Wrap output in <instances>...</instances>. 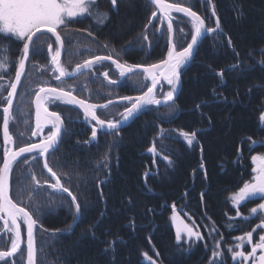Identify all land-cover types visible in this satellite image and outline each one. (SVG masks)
<instances>
[{
    "label": "trees",
    "instance_id": "obj_1",
    "mask_svg": "<svg viewBox=\"0 0 264 264\" xmlns=\"http://www.w3.org/2000/svg\"><path fill=\"white\" fill-rule=\"evenodd\" d=\"M166 2L191 8L205 20L207 27H215L211 2L222 30L221 35L206 37L192 62L182 68L181 90L173 108L148 107L133 123L120 130L118 136L99 133L91 141L92 129L76 109L60 100L49 101V109L63 117L67 131L58 151L48 154V164L77 197L81 218L74 222V206L67 193H57L47 187L46 181L55 183V180L43 168L44 160L39 154L26 156L13 165L10 195L37 221L36 264H150L145 253L155 264H211L216 243L223 252L216 259L233 264L227 246L249 231L256 238L261 232L258 227L261 220L248 218L250 209L258 207L259 200L241 204L237 216V207L230 197L252 180V157L264 155V123L259 120L264 109V69L256 66L258 61H264V55L259 54L264 50V0ZM97 4L101 12L110 16L104 24L98 26L92 18L76 17L67 28L57 29L65 47L61 65L68 71L97 55L143 67L166 59L170 31L158 13L155 19L151 18L156 9L148 0H117L115 7L111 0H97ZM172 18L175 49L181 51L193 34L190 19L177 14ZM144 36L148 39L144 40ZM38 38L42 42L35 55L31 48L9 119L8 131L15 150L40 142L39 135H31L35 129L33 103L40 87L62 86L77 98L97 105H108L112 100L113 104L97 115L101 119L120 121L119 113L126 105L130 106L129 101L121 98L141 95L150 86L142 73L122 80L119 70L106 62L62 83L55 78L52 53L47 51L49 43L53 51L59 49L58 43L49 35ZM36 42L37 39L34 45ZM5 56L7 70L0 73L3 86L0 90V161L4 151L5 97L23 56V41L0 40V60ZM237 63L238 69H232ZM220 70H224L223 85L221 77L216 75ZM104 72L108 73L107 78ZM214 88L227 97V102L201 105L197 110L195 105L202 99L212 101ZM170 89L171 85L163 84L157 98L163 99ZM50 130L44 131V136ZM181 131H195L197 140L188 145ZM153 143L155 153L149 151ZM32 156L37 158L32 160ZM26 158L29 163H23ZM32 174L43 187L36 188ZM100 213H104L102 222L91 228ZM174 213L197 225L203 239L189 243L178 241L171 222ZM19 221L26 236L27 225ZM3 230L0 220V233ZM90 232H95V238ZM14 238L13 233L6 231L0 237V250H10ZM110 241H115L114 252L109 250L105 254L103 250ZM11 260L26 264V248Z\"/></svg>",
    "mask_w": 264,
    "mask_h": 264
},
{
    "label": "snow or ice",
    "instance_id": "obj_2",
    "mask_svg": "<svg viewBox=\"0 0 264 264\" xmlns=\"http://www.w3.org/2000/svg\"><path fill=\"white\" fill-rule=\"evenodd\" d=\"M117 0H111V4L115 7ZM149 3L154 5L156 11H153L151 18L155 19L157 16V11L162 15L164 19L167 20V29L172 31V12L184 13L186 16L190 17L191 31L192 35L190 37V43L186 45L181 51L175 49L173 45L172 50L168 51L167 59L163 60L161 63L152 64L147 67L139 65H129L126 63H121L118 60L112 59L111 56H100L97 55L94 59L85 60L83 63L75 66L73 71H68L65 67L61 65L60 56L61 49L64 46V40L61 38L60 33L57 29L62 26L67 28L71 23L73 18L76 17H88L92 18L95 23L99 26L104 24L110 19V16L107 12H101L97 4V0H0V40H6L9 42L13 41H23V56L18 61V70L15 73L14 82H10L8 87L10 91L7 93L5 99L7 100V106L3 109V130H4V139L6 144H13L14 141L8 133V124L9 119L12 115V103L16 95L17 86L20 84L21 76L24 74L25 63L28 60V55L30 47L33 48V55L36 54V50L39 48L40 43L42 42L40 38H37V42L34 45L33 37L42 31H47L52 33L55 36V42L59 44V49L53 51L52 44L49 43L47 46V51L52 53L51 64L54 66L53 71L57 72L58 75L55 77L58 81L63 83V78L72 77L77 73H80L83 69H90L91 66L103 60H111L115 64L116 68L119 70V75L121 77L125 76L127 73L136 72L137 68L142 67V74L144 79H151V86L147 88L143 94L131 97L125 96L122 97V100L129 101L130 106L126 105L125 110L120 112L121 117L120 121L117 120H105L101 119L97 113V108H107L105 105H97L86 102L84 99H78L77 96L72 94V91L65 90L64 87H40L39 91L35 94V121H36V130L31 133L32 136L42 135V129L51 124L54 131L50 130V133L40 142H33L26 146H21L18 150H13L12 148H5L3 151V159L0 161L2 167H0V220L3 221V228L8 233L14 234V239L11 241V248L7 251H0V261L6 260V258L13 257L19 250L21 244V225L18 223L19 220L27 225V264H36V248L33 236L34 226L37 224V221L33 219L32 214L25 209V207L20 206L17 202H14L12 196L10 195V178L13 171V165L16 160L23 156L25 153H35L38 152L41 157H44L43 168L51 174V177L54 178L55 183H48L47 187L53 189L57 193H67V196L70 198L71 204L74 206V222H77L81 216V205L77 202V197L69 190L68 187H65L61 183L60 177L52 167L49 166L47 156L50 150L53 151V155L58 151V143L61 136V129L63 126V120L60 115L55 111H49L47 107L44 106L43 101L45 100H60L66 104H74L83 109L84 118L91 121H95V125L91 130V139L95 140L97 137V126L101 130H105L106 133L110 132L113 135H119L120 129L123 127V122L129 121L130 118H133L135 114L139 113L144 107L148 105H168L169 108L174 107L173 97L174 93L177 91L178 86L180 85V69L185 65H189L194 59V49L198 51V41L202 42V38L205 37L207 33L216 32L217 35L222 34L220 30V21L216 17L215 27L205 26V20L198 15L195 11H192L189 7H182L177 3H167L166 0H149ZM213 16H215V7L213 5ZM183 32V29H181ZM90 36L91 32L88 33ZM144 40H147L148 37L144 36ZM228 43L231 45V38H228ZM107 46V45H105ZM6 51V50H5ZM235 55L239 53L235 52ZM260 55H264V50H261ZM7 57L0 60V73H3L7 70ZM258 67L264 69V61H258ZM239 64H233L232 69H238ZM104 77H108V73H103ZM221 77V85L224 84V70H220L216 73ZM160 79L166 80L171 89L164 95L163 100L157 99L155 89L157 83ZM109 83H116L115 80H109ZM3 89V86L0 85V90ZM251 91V89H249ZM212 101L202 99L200 103L195 105V108L199 110L201 105L207 106L209 103L216 102H227V97H224L222 93L218 92L215 88L212 89ZM113 103L112 100L108 101V104ZM201 115H205L201 112ZM209 123H211V118L208 117ZM259 120L264 123V109H262L259 116ZM67 131V130H65ZM180 135L184 138L188 145H192L194 141L197 140V133L195 131L187 132L181 131ZM251 140V138H249ZM88 143L89 141H85ZM255 144V141L252 142ZM150 152L155 153L156 147L153 143L152 147L149 148ZM203 148L201 147V152ZM37 157L32 156L31 159L35 160ZM164 159H168L167 156ZM252 161L255 164L253 171L255 175L252 177L251 182L244 183L243 186L234 193L230 199L232 203L237 207V216L240 215L238 207L242 202L247 200H264V155H256L252 157ZM23 163H29L26 158ZM171 163V161H169ZM201 168L204 167L203 163L200 165ZM205 178L207 177V172H204ZM36 188L43 187L41 182L36 178L34 174L31 175ZM102 195V192H101ZM203 197V193H201ZM131 203V200H129ZM173 210L175 205H172ZM149 211H151L149 209ZM264 213V203H260L258 207H252L250 213L252 216L250 218H257L261 220V224L258 225L262 230H264V216L256 215L257 213ZM104 213H100V217L97 221L91 226V228H96L102 222ZM174 221H178V216H173ZM182 224V221L180 222ZM183 230L187 233V237L191 240L195 237L197 240L203 239L200 233L195 232L193 228L189 227L187 224H183ZM90 234L95 238V232H90ZM176 239L179 241L181 239V228H177ZM239 241L235 245V248L243 249L244 244L247 243L251 245V250L247 254L245 251H233L231 248L228 249L232 252V259L235 260L237 257L241 258L242 262L248 260H254L255 264H264V234H258V242L253 243V233L249 231L245 235L236 237ZM115 241L108 242V248H105L103 251L105 254H108L109 250L114 252L113 245ZM261 254L257 257V252ZM145 257L150 261V264H155L154 260H151L150 257H147V254H144ZM158 255V253H157ZM223 252L219 250V244L215 246V249L212 252L211 264H223L222 260H217V257H222ZM19 259H23V253ZM7 264H17L16 260H8Z\"/></svg>",
    "mask_w": 264,
    "mask_h": 264
},
{
    "label": "water",
    "instance_id": "obj_3",
    "mask_svg": "<svg viewBox=\"0 0 264 264\" xmlns=\"http://www.w3.org/2000/svg\"><path fill=\"white\" fill-rule=\"evenodd\" d=\"M208 1H210V0H208ZM148 2H149V0H148ZM210 5H211V11H213V7H212V3H211V2H210ZM153 6H154V5H153ZM154 7H155V6H154ZM182 7H183V6H182ZM155 9H156V8H155ZM157 13L162 17V15H161L158 11H157ZM173 14L182 15V16H184V17L190 19V17L186 16L184 13L172 12V13H171V16H172ZM214 17L216 18V16H214ZM162 18H163V17H162ZM163 19H164V18H163ZM165 21L167 22L166 19H165ZM205 26H206V28H207V24H206V23H205ZM215 33H216V32L207 33V34L205 35V37L202 38V42H203V40H204L206 37H209V36H211V35H213V34H215ZM45 34H47V35L52 36V37L55 38V36H54L52 33H48L47 31H42V32H40V33H37V35H36L35 37H33V42H34V41H35L40 35H45ZM173 35H174V29H173V27H172V31H170V46H171V47H173V45H174V44H173V40H174ZM202 42H201V41H198V48H199V46L201 45ZM30 50H31V47H30ZM64 51H65V47L63 46V49H61L60 62H62V58H63V55H64ZM196 53H197V51L194 49V58H195ZM29 56H30V51H29V55H28V60H29ZM166 59H167V57H166ZM28 60H27L26 63H25L24 74H25L26 69H27ZM103 61L111 62V63H112L111 60H103ZM99 62H101V61H98V62L94 63L93 65H95V64H97V63H99ZM93 65H92V66H93ZM114 65H115V64H114ZM92 66H91V67H92ZM185 66H186V65H185ZM185 66H183V67H185ZM53 67H54V66H53ZM183 67H181V69H182ZM181 69H180V85L178 86L177 91H176L175 94H174L173 102H175V100H176V98H177V96H178V94H179V92H180V90H181V84H182V82H181ZM88 70H89V69H83L80 73H77L76 75H74V76H72V77H65V78H63V81H71V80H74V79L78 78L81 74H83L84 72H86V71H88ZM55 73L58 75L57 72H55ZM137 73H142V67L137 68V69H136V72H134V73H127V74H126L125 76H123L122 78L125 79L126 77H128V76H130V75L137 74ZM24 74L21 76L20 84L17 86L16 95H15V97H14V99H13V103H12L11 113H12V111H13V109H14L15 102H16V99H17V96H18V92H19V89H20L21 83H22V81H23V76H24ZM148 81H149L150 83H152L150 78L148 79ZM162 84H168V83H167L166 80L160 79L159 82L157 83V86H156V89H155V93H154L155 95L157 94V92H158V90L160 89V87L162 86ZM10 90H11V89H10ZM78 99H79V98H78ZM34 101H35V99H34ZM173 102H170V103H173ZM43 103H44V101H43ZM68 105L71 106V107H73V108L76 109L77 111H79V112L84 116V112H83V109H82V108H80L79 106L74 105V104H68ZM33 106H34V121H35V112H36L35 102L33 103ZM44 106H45V103H44ZM149 106H151V105H148V106L144 107L139 113L135 114V116H134L133 118H130L129 121H127V122H123V127H122L120 130H122L123 128L129 126L131 123H133V122L135 121V119L139 116V114H140L145 108H147V107H149ZM156 106H166V105H165V104H161V105H156ZM45 107H46V106H45ZM47 108H48V107H47ZM97 109H99V108H97ZM97 109H96V110H97ZM48 110H49V109H48ZM49 111H50V110H49ZM60 117H61V116H60ZM61 119H62V117H61ZM62 120H63V119H62ZM85 120L89 121L92 125H95V121H91L90 118H89V119H85ZM63 122H64V120H63ZM51 126H52L51 124L46 125V126L42 129V131H45L46 129L50 128ZM2 129H3V128H2ZM35 130H36V121H35V129H34V131H35ZM64 131H65V122L63 123L62 129H61V136H60L59 143H58L57 147H59L60 144H61V141H62V137H63ZM97 131H98V132H101V133H106L105 130H101L98 126H97ZM8 133H9V131H8ZM107 133L109 134L110 132H107ZM9 135H10V134H9ZM3 138H4V130H3ZM91 141H93V140L91 139ZM8 147H10V148H12L13 150H15L14 147H13V144H11V145L6 144V143H5V139H4V149H5V148H8ZM50 152H52V150H50L49 153H50ZM49 153H48V154H49ZM34 154H39V153H38V152H35V153H25L23 156L19 157V158L16 160V162H17L18 160H20V159L26 157V156H30V155H34ZM42 158H43V160H44V157H42ZM16 162H15V163H16ZM15 163H14V164H15ZM18 223H20V222L18 221ZM20 225H21V224H20ZM5 232H6V230L4 229V230L0 233V237H2V236L5 234ZM36 235H37V224L34 226V229H33V236H34V242H35V244H36ZM24 245H25V248H26V264H27V235H26V238L24 239V237H23V233H22V228H21V244H20V248H19L18 252H17L13 257L6 258V260L14 259V257L17 256V255L21 252V250H22V248L24 247ZM6 260H4V261H6Z\"/></svg>",
    "mask_w": 264,
    "mask_h": 264
},
{
    "label": "rangeland",
    "instance_id": "obj_4",
    "mask_svg": "<svg viewBox=\"0 0 264 264\" xmlns=\"http://www.w3.org/2000/svg\"><path fill=\"white\" fill-rule=\"evenodd\" d=\"M211 13H212V11H211ZM213 15V14H212ZM45 35H47V34H45ZM40 36H43V35H40ZM170 42V41H169ZM173 44H174V40H173ZM32 48V47H31ZM170 50H172V47L170 46V48H169V51ZM30 53H31V50H30ZM30 57V56H29ZM158 99V98H157ZM47 102L48 101H45V104L47 105ZM151 107V106H150ZM155 107H163V106H156L155 105ZM254 168H255V164H254ZM254 175H255V172H254ZM251 182V181H250ZM259 200V199H258ZM248 201V200H247ZM247 201H245V202H242L241 204H243V203H246ZM259 202L260 203H264V200H259ZM240 204V205H241ZM234 205V204H233ZM239 205V206H240ZM234 207H236L235 205H234ZM259 216H264V213H257ZM256 214V215H257ZM178 216V218H179V220L178 221H174L173 219H172V217L173 216ZM251 216H252V214H251ZM172 217H171V222H172V225H173V227H174V229H175V231H176V235H177V228L178 227H180L181 228V241H186L187 243H189V242H197L198 240L195 238V237H193L191 240H189L188 239V237H187V233L183 230V224H187L189 227H191V228H193V230L195 231V232H198V233H200L201 234V231L200 230H198V226L197 225H195L194 223L193 224H191V223H189L187 220H185V219H183V217L182 216H180V215H178V214H176V213H174L173 215H172ZM182 221V224L180 223ZM259 231H261L259 234H264V230H262L260 227H259ZM253 233V232H252ZM24 239H25V236H24ZM256 242H258V236H257V238H256V236H255V233H253V243H256ZM239 243V241L237 240V239H235L234 240V242H233V244L232 245H230V246H227L228 247V249H232L233 251H240V250H243V251H245V253L247 254L248 252H250V250H251V245H248L247 243H245L244 244V247H243V249H239V248H235V245L236 244H238ZM218 243H216V245H217ZM215 245V246H216ZM219 248H220V246H219ZM228 251V253H229V256L231 257V261L233 262V264H255V261L254 260H248V261H245V262H242L241 261V258H239V257H237L235 260H233L232 259V252H230L229 250H227ZM261 253L258 251L257 252V257L260 255Z\"/></svg>",
    "mask_w": 264,
    "mask_h": 264
},
{
    "label": "flooded vegetation",
    "instance_id": "obj_5",
    "mask_svg": "<svg viewBox=\"0 0 264 264\" xmlns=\"http://www.w3.org/2000/svg\"><path fill=\"white\" fill-rule=\"evenodd\" d=\"M104 62H106V61H104ZM106 63H108V62H106ZM127 79V78H126ZM139 96V95H138ZM71 107V106H70ZM73 108V107H72ZM77 111V110H76ZM79 112V111H78ZM96 113H98V111L96 112ZM81 114V113H80ZM60 115V114H59ZM82 115V114H81ZM61 116V115H60ZM62 117V116H61ZM82 117H83V115H82ZM62 119H63V117H62ZM64 120V119H63ZM82 121L84 122V123H86V125L88 126V127H90V129H92V127L94 126V125H92L90 122H88V121H86L85 119H84V117H83V119H82ZM64 122H65V120H64ZM65 126H66V122H65ZM66 128V127H65ZM99 133H101V132H98L97 131V134H99ZM46 136H44L43 135V139L45 138ZM43 139H41V141L43 140ZM13 147H14V143H13ZM14 149H15V147H14ZM24 247H25V245H24ZM23 247V248H24Z\"/></svg>",
    "mask_w": 264,
    "mask_h": 264
},
{
    "label": "bare ground",
    "instance_id": "obj_6",
    "mask_svg": "<svg viewBox=\"0 0 264 264\" xmlns=\"http://www.w3.org/2000/svg\"><path fill=\"white\" fill-rule=\"evenodd\" d=\"M20 222V221H19Z\"/></svg>",
    "mask_w": 264,
    "mask_h": 264
}]
</instances>
